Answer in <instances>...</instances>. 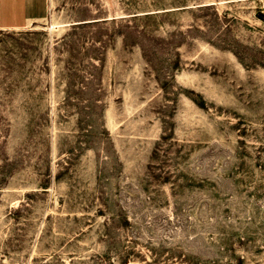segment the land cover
Segmentation results:
<instances>
[{"label": "rangeland", "instance_id": "374dc122", "mask_svg": "<svg viewBox=\"0 0 264 264\" xmlns=\"http://www.w3.org/2000/svg\"><path fill=\"white\" fill-rule=\"evenodd\" d=\"M46 4L0 28V264H264V0Z\"/></svg>", "mask_w": 264, "mask_h": 264}, {"label": "crops", "instance_id": "0c3cea01", "mask_svg": "<svg viewBox=\"0 0 264 264\" xmlns=\"http://www.w3.org/2000/svg\"><path fill=\"white\" fill-rule=\"evenodd\" d=\"M46 0H0V28H21L39 21Z\"/></svg>", "mask_w": 264, "mask_h": 264}, {"label": "trees", "instance_id": "16d2710c", "mask_svg": "<svg viewBox=\"0 0 264 264\" xmlns=\"http://www.w3.org/2000/svg\"><path fill=\"white\" fill-rule=\"evenodd\" d=\"M234 53L237 54L236 52ZM178 59L179 58L177 57V59L174 61V66H176L177 69H178ZM172 77H173V74H170V77H163V78L158 77L161 87L165 89L168 86L169 82L172 80Z\"/></svg>", "mask_w": 264, "mask_h": 264}, {"label": "bare ground", "instance_id": "6f19581e", "mask_svg": "<svg viewBox=\"0 0 264 264\" xmlns=\"http://www.w3.org/2000/svg\"><path fill=\"white\" fill-rule=\"evenodd\" d=\"M44 11H45V6L42 7V13H41V15L36 16V18H42L43 15L45 14Z\"/></svg>", "mask_w": 264, "mask_h": 264}]
</instances>
